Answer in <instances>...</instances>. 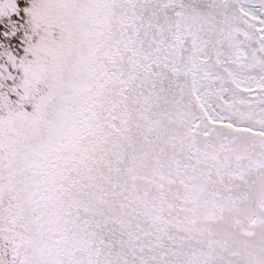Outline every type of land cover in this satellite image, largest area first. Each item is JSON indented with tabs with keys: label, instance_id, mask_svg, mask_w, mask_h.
Wrapping results in <instances>:
<instances>
[{
	"label": "snow or ice",
	"instance_id": "1",
	"mask_svg": "<svg viewBox=\"0 0 264 264\" xmlns=\"http://www.w3.org/2000/svg\"><path fill=\"white\" fill-rule=\"evenodd\" d=\"M0 264H264V0H0Z\"/></svg>",
	"mask_w": 264,
	"mask_h": 264
},
{
	"label": "water",
	"instance_id": "2",
	"mask_svg": "<svg viewBox=\"0 0 264 264\" xmlns=\"http://www.w3.org/2000/svg\"><path fill=\"white\" fill-rule=\"evenodd\" d=\"M254 3H256L258 5V0H253Z\"/></svg>",
	"mask_w": 264,
	"mask_h": 264
}]
</instances>
